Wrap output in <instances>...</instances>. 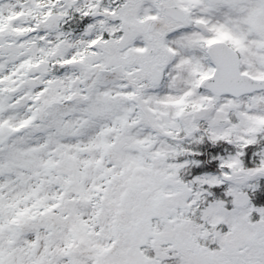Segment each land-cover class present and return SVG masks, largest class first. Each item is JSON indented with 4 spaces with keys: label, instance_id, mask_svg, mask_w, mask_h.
Instances as JSON below:
<instances>
[{
    "label": "snow or ice",
    "instance_id": "6c2138e0",
    "mask_svg": "<svg viewBox=\"0 0 264 264\" xmlns=\"http://www.w3.org/2000/svg\"><path fill=\"white\" fill-rule=\"evenodd\" d=\"M0 264H264V0H0Z\"/></svg>",
    "mask_w": 264,
    "mask_h": 264
}]
</instances>
